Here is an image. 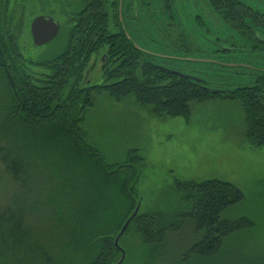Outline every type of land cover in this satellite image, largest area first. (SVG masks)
I'll list each match as a JSON object with an SVG mask.
<instances>
[{
	"label": "trees",
	"instance_id": "trees-1",
	"mask_svg": "<svg viewBox=\"0 0 264 264\" xmlns=\"http://www.w3.org/2000/svg\"><path fill=\"white\" fill-rule=\"evenodd\" d=\"M109 1L81 0L79 10L70 17L72 25L64 45L45 62L24 56L19 45L22 22L12 13L3 30L0 28V81L12 101L6 119L0 123V168L3 181L14 190L8 198L21 205L0 212V264H80L87 257L91 258L81 264H118L121 255L112 233L120 230L138 204L137 185L144 158L137 149H131L123 164H109L88 143L83 127L85 114L101 93L116 102L132 95L138 106L150 107L155 117H182L186 121L192 103L238 101L243 109L245 140L254 148L264 146V74L255 77L251 86L234 90L209 89L205 81L173 75L160 67L153 55L136 48L126 31L110 27L114 15L108 12ZM208 2L217 8L226 25L244 7L238 0ZM14 3L11 9H16ZM158 32L160 36L166 34L164 30ZM98 56L103 82L83 86ZM102 56H106L104 63ZM38 165L42 174L53 177L58 198L50 195L43 201L49 208L54 205L51 212L59 235H45V244L41 240L37 243L31 235L23 217L25 198L17 193L37 175L29 170L37 171ZM126 172L131 174L125 177ZM174 185L178 197L174 213H137L127 227L135 228L149 248L142 264H160L168 235L177 233L186 222L192 224L199 238L181 255L183 264H212L230 236L253 226L246 217L221 218L226 209L244 198L233 184L176 180ZM112 191L128 207L121 223L99 230L102 217L111 209ZM40 202L34 199L32 205L39 206ZM233 260L250 264L240 256Z\"/></svg>",
	"mask_w": 264,
	"mask_h": 264
},
{
	"label": "rangeland",
	"instance_id": "rangeland-1",
	"mask_svg": "<svg viewBox=\"0 0 264 264\" xmlns=\"http://www.w3.org/2000/svg\"><path fill=\"white\" fill-rule=\"evenodd\" d=\"M240 1L264 13V0ZM7 2L8 0H0V28L3 30L10 13L16 21L20 20L22 30L19 45L26 58L37 62L49 61L62 48L72 25L70 17L81 5V0H15L16 9H11L13 0L9 1L10 5ZM188 5L195 7L191 1L185 3L186 8L190 7ZM197 14L201 15L195 10H180L186 29L191 31ZM37 16L50 17L61 27L57 37L41 47L33 46L29 33V24ZM215 19L217 23H206L205 27L201 26L204 32L202 36H208L203 38L202 44H209L206 41L213 43L219 41L218 47L227 49L228 43L221 44L222 40H233L240 49L235 48L232 55L213 53L209 60L203 54L197 55L201 53L200 51L197 54L171 51L170 48L156 43L151 36L134 42L143 51L155 56L159 66L195 79L199 77L201 81L209 84L206 86L209 89L234 90L251 86L253 78L258 74L251 70L259 68L264 71V57L249 58L247 52L249 45L219 18ZM211 48L214 47L211 45ZM99 60L98 56V61L93 63L95 67L93 71L85 75L83 86L91 87L103 82ZM221 62L227 67L238 65L237 71L220 72L222 66H219L223 64ZM3 85L0 81V123L6 119L12 105L10 93ZM243 120V109L238 101L217 99L200 104L192 103L190 118L186 121L182 117H155L150 107L138 106L132 95L122 102H116L107 93H101L96 96L93 107L85 114L83 127L88 143L103 154L109 164H123L131 149H137L144 158L137 185L138 213L162 212L167 216L174 213L178 207L174 185L176 180L194 182L220 180L237 187L243 194V200L226 209L221 218L236 220L246 217L253 226L230 236L225 241L219 257L211 263L218 264L231 259L233 264H239L233 257L240 256V259L247 263L254 264V261L257 264H264V146L254 148L248 144L244 138ZM23 155L25 156V153ZM33 163L31 161V167ZM26 165L27 163L24 164ZM37 168H39L37 171L33 168L29 170L37 175L30 178V183L26 184L24 189L20 187L17 193H21L22 198H25L23 217L31 229V235L37 243L41 240L45 244L46 238H43L45 235L51 237L58 235V226L51 212L54 205L49 208L48 204L43 202L50 195L54 197L55 195L53 177L51 174H42L44 171L40 165ZM129 174L131 173L126 172L124 175L127 177ZM3 178L4 174L0 168V212L21 207L19 203L8 198L14 190L6 185ZM111 197L113 199L111 209L102 219L100 218L102 223L100 227L97 225L99 230L107 225L121 223L127 210L128 203L120 195L112 191ZM34 199L41 201L39 206L32 205ZM55 199L58 200L56 197ZM60 203L61 200L58 204ZM119 231L112 233L113 238ZM198 238L192 224L186 222L177 233L168 235L165 253L161 254L163 261L160 264H183L180 261L181 255ZM94 246L98 248L97 244ZM118 246L124 253L120 264H142L149 253V248L143 245L139 234L132 226L125 230ZM90 258H84L82 262ZM82 262L80 261V264Z\"/></svg>",
	"mask_w": 264,
	"mask_h": 264
},
{
	"label": "flooded vegetation",
	"instance_id": "flooded-vegetation-1",
	"mask_svg": "<svg viewBox=\"0 0 264 264\" xmlns=\"http://www.w3.org/2000/svg\"><path fill=\"white\" fill-rule=\"evenodd\" d=\"M190 1L195 7L188 5L190 7L186 8L185 3ZM238 1L244 7L238 9L239 13L236 19L231 17L233 19V22L230 20L231 24L225 25L249 45V50H247L249 58L261 59L264 57V13L249 7L240 0ZM109 2L108 12L110 15H114L110 27L115 30L123 29L132 41H141L146 39L147 36H151V39L157 41L156 43H160L162 47L170 48L171 51L194 54L200 51L201 53L197 55L203 54L209 60L213 53L232 55L235 52V48L240 49L233 40H222L221 44L228 43L227 49H220L218 47L219 41L214 43L213 41H206L209 44H202L203 38L208 36H202L204 32L201 30V26L205 27L206 23H217L215 17L219 18V11L208 0H110ZM183 5L186 11L195 10L201 14L195 16L191 31L186 29L182 22L183 17L180 15V10H184ZM158 29L160 31L164 30L166 34L160 36ZM194 35L197 36L194 37ZM211 45L214 48H211ZM105 60L106 56L101 59V63H104ZM226 63L229 64L230 62ZM221 66L220 72L222 73L225 71L236 72L238 68V65L227 67L224 63L219 67ZM251 71L258 73L255 77L264 74V71L259 68H254ZM196 78L201 80L199 77Z\"/></svg>",
	"mask_w": 264,
	"mask_h": 264
},
{
	"label": "water",
	"instance_id": "water-1",
	"mask_svg": "<svg viewBox=\"0 0 264 264\" xmlns=\"http://www.w3.org/2000/svg\"><path fill=\"white\" fill-rule=\"evenodd\" d=\"M60 30V25L58 22H56L54 19L50 17H45V16H37L32 19V21L29 24V33L32 39V44L35 47H41L44 46L50 42H52L58 35ZM136 48L140 49L137 45H135ZM171 74L179 76L181 78L185 79H192L200 82L201 80L194 79L188 75L180 74L174 71H170ZM138 207L135 208L134 212L132 215L127 219V221L122 225L119 233L114 239V246L119 250L121 253V259L119 263L123 261L124 258V253L121 250V248L118 246L119 239L127 229L130 221L137 215L138 213ZM118 263V264H119Z\"/></svg>",
	"mask_w": 264,
	"mask_h": 264
}]
</instances>
